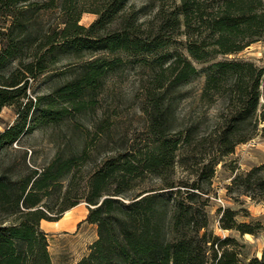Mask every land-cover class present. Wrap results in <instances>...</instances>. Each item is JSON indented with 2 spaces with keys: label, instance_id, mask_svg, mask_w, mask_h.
Masks as SVG:
<instances>
[{
  "label": "trees",
  "instance_id": "obj_1",
  "mask_svg": "<svg viewBox=\"0 0 264 264\" xmlns=\"http://www.w3.org/2000/svg\"><path fill=\"white\" fill-rule=\"evenodd\" d=\"M127 1L110 0L87 27L68 0H0V110L14 107L18 115L0 133V154L88 111L108 78L129 62L147 66L153 78L146 138L116 149L82 183L78 168L94 154L88 143L41 169L0 173V264H53L41 223L60 220L82 201L98 237L77 264H264V250L243 261L237 239L209 231L207 213L217 166L264 121V66L245 59L211 62L202 71V95L224 102L222 121L206 132L200 122L173 126L175 93L202 73L194 60L238 54L264 39V0H178L171 11L161 6L144 31L137 15H127ZM50 10L58 13L54 23L46 19ZM181 33L189 38V54L168 49ZM38 80L37 87L54 83V91L34 88V97ZM109 133L102 122L95 139L102 142ZM194 151L200 152L194 158L201 157L197 178L178 180V164ZM148 177L158 184L145 185ZM235 187L263 199L264 163L236 174L229 192ZM219 211L222 228L255 233L252 223L237 220L235 209Z\"/></svg>",
  "mask_w": 264,
  "mask_h": 264
},
{
  "label": "rangeland",
  "instance_id": "obj_2",
  "mask_svg": "<svg viewBox=\"0 0 264 264\" xmlns=\"http://www.w3.org/2000/svg\"><path fill=\"white\" fill-rule=\"evenodd\" d=\"M110 0H68L82 11L80 23L89 27L98 18V11ZM178 0H128L127 15H137L142 30L147 29L154 22L158 9L161 6L171 11ZM58 17L57 10H50L46 19L54 23ZM188 36L181 33L175 37V42L168 49H179L188 53ZM103 53H96L95 57ZM245 59L264 66V39L254 42L238 54H216L208 62L195 61L196 66L203 71L204 67L216 60ZM71 77V76H70ZM151 70L139 62H129L119 72L111 75L103 92L94 106L78 116L66 120L61 126L50 127L47 131H37L26 137L22 142L14 144L12 148L2 151L0 154V173L23 174L34 168L41 169L58 154L68 155L79 152L86 143L94 149V154L88 166L79 167L77 180L83 182L84 174L96 167L103 159L114 154L116 149L123 148L130 141L146 138L148 132V116L145 112L147 94L152 86ZM206 83V75L202 72L196 79L190 81L175 93L179 97L175 103V116L173 126H190L195 122L202 124L203 131L214 130L222 121L221 114L224 111L223 101L211 103L203 98V89ZM51 85V86H50ZM39 80L34 82V88L41 94H50L56 85L49 82L42 87ZM51 88V89H50ZM50 89V90H49ZM182 91V92H181ZM14 107H4L0 110V133L14 124L17 119ZM104 122L111 129L108 137L102 142L95 139V133ZM208 151V149L206 150ZM200 152L186 153V160L178 164L175 177L182 181H194L196 169L200 166V160L194 158ZM208 153V152H207ZM264 163V121L259 125L255 136L246 143H241L233 153L224 157L217 166L213 185L211 186L210 201L207 213L210 220L209 231L222 237H234L238 241L237 249L241 252V259L248 261L250 258L261 257L264 250V198L252 199L235 187L229 192L228 186L232 184L236 174L247 172L255 166ZM76 180V181H77ZM158 184L157 178L148 177L145 185L148 187ZM81 206L89 211V204L82 201ZM220 207H231L237 211L239 222L252 223L255 233L242 234L237 229H224L221 227ZM84 210V211H85ZM83 211V210H82ZM76 210H68L64 214L66 223L72 222ZM82 215H80L81 217ZM83 219L74 229L65 228L54 230L44 220L41 227L48 233L49 250L53 264H77L79 260L89 252L90 243L98 237L97 226ZM213 250H209L208 257L212 258ZM212 261V259H211Z\"/></svg>",
  "mask_w": 264,
  "mask_h": 264
},
{
  "label": "crops",
  "instance_id": "obj_3",
  "mask_svg": "<svg viewBox=\"0 0 264 264\" xmlns=\"http://www.w3.org/2000/svg\"><path fill=\"white\" fill-rule=\"evenodd\" d=\"M0 48H1V46H0ZM76 210V213H75V215H76V217H75V219L72 221V222H70V223H66V221H64L65 219H64V217H62L60 220H58V221H48V224L52 227V229H54V230H59V229H62V228H65L67 225H68V227H69V229H74L75 227H77V225H79V223L81 222V221H83V219L84 218H86L87 219V216H88V214H89V211H88V214H87V210H85L82 206H81V204H78L77 206H75V207H73L72 208V211H75ZM83 210V211H82ZM85 210V211H84ZM80 215H82L81 217H80ZM85 219V220H86ZM87 221V220H86ZM43 222H44V220H43ZM43 222H42V224H43ZM88 222V221H87ZM90 223V222H89ZM90 224H92V225H96V224H93V223H90ZM97 226V225H96ZM97 239V238H96ZM96 239H94V240H96ZM93 240V241H94ZM92 241V242H93ZM91 242V243H92ZM90 243V244H91Z\"/></svg>",
  "mask_w": 264,
  "mask_h": 264
}]
</instances>
